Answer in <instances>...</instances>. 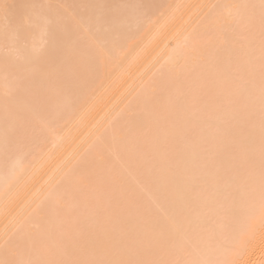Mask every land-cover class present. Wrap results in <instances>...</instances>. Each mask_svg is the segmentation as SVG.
Here are the masks:
<instances>
[{
    "label": "bare ground",
    "instance_id": "bare-ground-1",
    "mask_svg": "<svg viewBox=\"0 0 264 264\" xmlns=\"http://www.w3.org/2000/svg\"><path fill=\"white\" fill-rule=\"evenodd\" d=\"M0 264H264V0H0Z\"/></svg>",
    "mask_w": 264,
    "mask_h": 264
}]
</instances>
